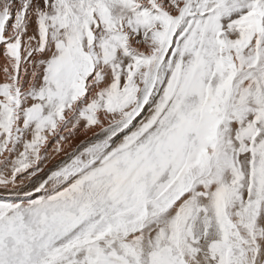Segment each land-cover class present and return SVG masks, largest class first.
Listing matches in <instances>:
<instances>
[{
    "label": "snow or ice",
    "instance_id": "6c2138e0",
    "mask_svg": "<svg viewBox=\"0 0 264 264\" xmlns=\"http://www.w3.org/2000/svg\"><path fill=\"white\" fill-rule=\"evenodd\" d=\"M0 264H264V0H0Z\"/></svg>",
    "mask_w": 264,
    "mask_h": 264
},
{
    "label": "bare ground",
    "instance_id": "6f19581e",
    "mask_svg": "<svg viewBox=\"0 0 264 264\" xmlns=\"http://www.w3.org/2000/svg\"><path fill=\"white\" fill-rule=\"evenodd\" d=\"M81 139H83V137H81ZM77 142H78V141H77ZM53 163H55V161H54ZM49 166L51 167L52 165L50 164Z\"/></svg>",
    "mask_w": 264,
    "mask_h": 264
}]
</instances>
